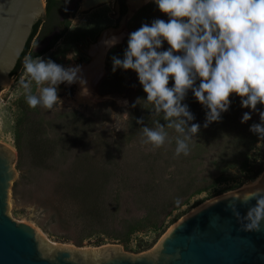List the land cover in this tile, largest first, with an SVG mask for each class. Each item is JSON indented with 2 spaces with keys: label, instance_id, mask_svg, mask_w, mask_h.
I'll list each match as a JSON object with an SVG mask.
<instances>
[{
  "label": "rangeland",
  "instance_id": "obj_1",
  "mask_svg": "<svg viewBox=\"0 0 264 264\" xmlns=\"http://www.w3.org/2000/svg\"><path fill=\"white\" fill-rule=\"evenodd\" d=\"M132 1L128 0L125 14L131 11ZM85 2L80 0V9L70 6L75 13L69 16L68 31L41 58L65 67L82 66L89 95H81L79 83L61 84L57 91L62 103L51 111L32 109L19 84L23 72L0 92V143L15 151L16 176L7 213L58 244L114 245L122 253L142 255L155 249L174 225L199 207L242 191L264 174V141L250 131L260 117L251 113L252 119L241 123L243 114L251 110L243 108L240 97L233 94L229 111L219 121L222 133L210 130L203 139L201 128L189 155L175 156L172 130L170 142L162 148L142 143L137 120L153 126L160 117H151V105L136 104L138 98L146 99L137 74L123 69L113 72L112 57L123 59L130 33L168 17L153 0L130 12L128 19L114 0H101L88 8ZM121 27L123 38L108 50L103 69L93 75L92 45L104 30ZM45 46L35 41L31 49ZM168 47L165 42L164 50ZM32 92H36L35 84ZM185 103L195 118L205 120V109L191 92ZM258 109L264 111V106ZM255 164H261L263 171L249 180L247 169ZM195 176L206 181L208 190L156 224V219L162 220L158 204L172 200Z\"/></svg>",
  "mask_w": 264,
  "mask_h": 264
},
{
  "label": "clouds",
  "instance_id": "obj_2",
  "mask_svg": "<svg viewBox=\"0 0 264 264\" xmlns=\"http://www.w3.org/2000/svg\"><path fill=\"white\" fill-rule=\"evenodd\" d=\"M153 2L168 19L143 24L129 34L123 59L112 57L113 72L123 69L137 74L146 99L138 98L136 104L151 105V117H160L153 126L137 120L142 126V143L162 148L170 142L172 130L176 133L175 156L190 154L200 125L193 122L195 116L185 103L189 92L205 109V127L229 111L233 94L240 97L241 106L251 110L243 114L241 123L257 113L260 122L252 124L250 131L264 141V111L258 109L264 106V0ZM118 42L113 37L106 43L114 47ZM75 83L81 85L82 96L89 95L82 66L65 67L51 59L25 57L19 84L30 108L53 110L62 103L58 87ZM252 199L256 204L248 207L246 215L234 211L243 231L259 232L264 224V195Z\"/></svg>",
  "mask_w": 264,
  "mask_h": 264
},
{
  "label": "water",
  "instance_id": "obj_3",
  "mask_svg": "<svg viewBox=\"0 0 264 264\" xmlns=\"http://www.w3.org/2000/svg\"><path fill=\"white\" fill-rule=\"evenodd\" d=\"M45 14L43 0H0V92ZM14 160L15 151L0 143V264H264V224L259 232L243 231L234 211L243 217L255 206L250 198L264 195V175L254 187L206 203L174 225L151 252L134 256L115 246L93 251L53 246L32 226L13 220L7 212Z\"/></svg>",
  "mask_w": 264,
  "mask_h": 264
},
{
  "label": "trees",
  "instance_id": "obj_4",
  "mask_svg": "<svg viewBox=\"0 0 264 264\" xmlns=\"http://www.w3.org/2000/svg\"><path fill=\"white\" fill-rule=\"evenodd\" d=\"M74 2L75 0H46V14L34 25L27 45L21 57L19 58L14 71L12 72V77H17L19 72H23L25 57H28L29 55H31L33 58L42 57L47 52L52 50L56 43L64 36L71 25L69 16L71 14L74 15L75 13V10L70 11V6H72ZM79 2V0L76 1V6L79 4ZM61 26H64V29L59 34H56L53 38H51L50 35L58 30ZM35 41L37 44L46 42H48V44L41 50L33 51L31 48L33 42ZM193 122L198 123L200 125V129L202 128L201 130H203V134L201 136H203V139H205V136L208 135L210 130H214V133L216 134L222 133V128L220 127L222 124L219 122L211 123L207 127L204 126L205 120L197 119V117ZM197 145L200 146L199 143H197ZM247 171L250 172V175L247 177V179H256L262 173L263 166L261 164H255L252 167H249ZM173 180L174 182L176 181L175 176H173ZM207 190L208 185L206 181L200 180L198 176H195V178H192L185 187L180 189V192L174 198H172V200H163L161 203L160 201L158 202L160 203L158 204V217L162 216V220L160 219L159 221V219H156L155 223L158 222L156 224H161L163 219L168 218L174 211L187 205L193 196L202 194ZM155 223L152 224L155 226Z\"/></svg>",
  "mask_w": 264,
  "mask_h": 264
},
{
  "label": "bare ground",
  "instance_id": "obj_5",
  "mask_svg": "<svg viewBox=\"0 0 264 264\" xmlns=\"http://www.w3.org/2000/svg\"><path fill=\"white\" fill-rule=\"evenodd\" d=\"M99 1H101V0H86V2L84 4V7L88 8V7L98 3ZM148 1L149 0H133L130 3V7H131V11L130 12L132 13L134 10L139 9L140 7L145 5ZM130 12H128V17L131 14ZM123 36H124V30H123L122 27L121 28H116V29L109 28V29L104 30L102 35L99 37L98 42H96L94 45H92V47L90 49V52H91V55L93 56V61H92V65H91L92 66V71L91 72H92L93 75L97 74L99 72V70L103 69V67H104V62H105V58H106L107 52L111 48V47H109L107 45L106 42L110 41L113 37H116V38H118V41H121ZM86 87L88 88V85H86ZM263 175H261L257 180L252 182L250 185L246 186L245 189L251 188V187H254L255 185H257L261 181ZM245 189H243V190H245ZM42 238L47 243H49L50 245H53V246H63V247L72 248V249H76V250L79 249L78 247H75V246L63 245V244L55 243V242H53V241H51L49 239H46L45 237H42ZM105 247H107V246H105ZM115 247H118V246H115ZM80 249L81 250H91V251H93V250H98V249H101V248L84 247V248H80Z\"/></svg>",
  "mask_w": 264,
  "mask_h": 264
},
{
  "label": "flooded vegetation",
  "instance_id": "obj_6",
  "mask_svg": "<svg viewBox=\"0 0 264 264\" xmlns=\"http://www.w3.org/2000/svg\"><path fill=\"white\" fill-rule=\"evenodd\" d=\"M76 1L77 0H75V2L73 3L72 6H75V8L80 9L79 4L76 6ZM114 2H116L119 6V13L124 15L126 13V7L129 6L128 0H114ZM125 15H127V14H125ZM63 29H64V26H61L58 30H56L53 34H51L50 37L53 38L56 34H59ZM47 44H48V42H46V45Z\"/></svg>",
  "mask_w": 264,
  "mask_h": 264
}]
</instances>
